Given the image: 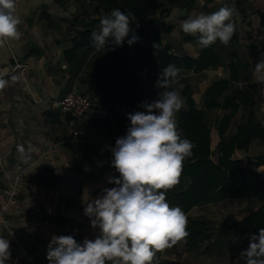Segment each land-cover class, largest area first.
<instances>
[{
  "label": "crops",
  "instance_id": "1",
  "mask_svg": "<svg viewBox=\"0 0 264 264\" xmlns=\"http://www.w3.org/2000/svg\"><path fill=\"white\" fill-rule=\"evenodd\" d=\"M200 1H196L192 13ZM263 1L202 0L200 8L207 14L227 6L234 9L235 15L259 16L264 14ZM60 3L57 0H17L22 36L0 49V76L9 82L0 93V202L3 191L16 178H20L21 187L17 205L8 215V224L0 225V236L9 239L11 245L12 259L7 264H49L47 246L53 235H72L81 244L85 238L95 239L99 235V230L91 227L84 208L101 197L105 189L116 187L108 182L109 177H119L111 165V149L130 126L128 114L146 111L143 103L152 102L151 98L155 101L153 93L163 91L157 87L159 71L140 76L139 87L126 98H120L123 86L116 79H105L107 60L99 58L97 50L90 54L78 76H74L65 61V52L72 48L73 39L82 30L77 20L86 19V12L79 17L75 6L70 7V10L75 8L73 13L63 9ZM243 3H246L244 8L237 9ZM188 16L184 14L181 22ZM189 37L193 36L186 39ZM232 40L227 46L222 44L223 48L229 49ZM186 43H183L184 51L191 44ZM170 44L173 53L179 55L174 44ZM201 51L198 46V51L181 56L197 59ZM230 62L231 59L227 64ZM213 70L220 72L223 79L229 78V71L224 74L222 64L196 75ZM179 74L173 87L177 83L182 85L185 78V84L189 85L188 78L195 76V73L182 71ZM256 83L255 76L248 81L249 85ZM72 92L105 106L111 114L110 120L90 116L70 118L52 108L54 102ZM196 96L193 92L198 105L201 96L199 100ZM219 142V132L212 127V150ZM240 153L235 155L237 159H241ZM246 154L249 155L243 153ZM86 166L89 171H85ZM188 185L183 182L173 191L184 192ZM173 197L169 196V205L182 209ZM257 207V203L247 199L194 207L186 215L188 221L199 224L198 229L203 234L196 235V241L191 244L186 239L157 253V259L160 264H246L240 254L248 246L239 234L231 233L229 227L244 220Z\"/></svg>",
  "mask_w": 264,
  "mask_h": 264
},
{
  "label": "clouds",
  "instance_id": "2",
  "mask_svg": "<svg viewBox=\"0 0 264 264\" xmlns=\"http://www.w3.org/2000/svg\"><path fill=\"white\" fill-rule=\"evenodd\" d=\"M70 11L76 10L73 7ZM233 16L234 9L222 6L185 20L182 31L196 37L202 49L217 41L227 46L236 32ZM135 21L133 13L118 8L101 17L99 31L92 32L95 48L111 43L114 51L130 33L127 43H136L140 37L132 28ZM21 23L17 0H0V49L21 38ZM179 72L172 64L162 68L157 81V87L163 89L159 98L145 101L142 107L146 111L128 114L130 126L111 149V165L119 177H109L108 182L116 187L105 189L84 208L99 235L85 238L82 244L72 235H53L47 246L49 264H160L157 253L186 242L187 215L166 199L167 191L179 184L184 162L196 147L182 137L176 118L186 107L181 94L173 89ZM254 74L255 82L264 83V59L256 64ZM8 83L0 76V93ZM89 170L86 166L85 171ZM240 256L246 264H264V228L250 237L249 247ZM11 259L10 240L0 236V264Z\"/></svg>",
  "mask_w": 264,
  "mask_h": 264
},
{
  "label": "trees",
  "instance_id": "3",
  "mask_svg": "<svg viewBox=\"0 0 264 264\" xmlns=\"http://www.w3.org/2000/svg\"><path fill=\"white\" fill-rule=\"evenodd\" d=\"M196 1L93 0V3H96L94 16L85 13L86 19L77 20L82 30L73 39L72 48L65 52L69 71L78 76L90 54L97 50L92 40V32L99 31L101 17L117 8L125 13H133L136 21L133 22L132 28L140 37L136 43L129 45L127 40L131 39L130 33L123 45L115 47L114 51L111 43L97 50L99 58L107 60L105 79H116L123 86L120 98H126L133 92L132 90L139 87L140 76L158 73L169 64L188 74H200L216 69L220 66L221 59L214 44L202 49L201 55L194 59L187 55L174 54L172 45L164 40L165 35L175 31V27L168 24L166 19L175 10L191 11ZM57 2H61L62 7L65 6L64 1ZM89 2L91 3V0ZM156 15L160 17L158 21L157 19L146 21ZM259 18L260 27L264 29V14L260 13ZM137 23L139 27L136 26ZM196 39L189 37L187 42L196 43ZM262 53L264 50L258 54ZM230 57L231 62L227 67L229 78L219 79L208 86L203 96V110L198 108L193 99L191 87L185 84L186 78L183 80L185 88L182 91V98L186 107L179 112L177 122L182 137L191 140L196 147L193 149V156L184 162L178 184L188 182V188L180 193L171 189L167 191L166 199L174 196V200L181 205L185 214L199 205L223 203L230 199H247L251 203H257L258 207L248 217L241 222H234L229 227L230 232L239 234L242 242L249 247L250 237L258 235L259 229L264 228V151L253 160H247L246 164L235 158V155L238 152L248 153L255 141L264 143V125L255 112L257 100L253 84H248L250 77L241 81L240 72L247 64L240 61V56L236 52H231ZM242 110L247 111L246 118L236 123L234 132L230 134ZM214 112L220 115L215 117L212 126L218 130L220 142L212 150L209 115ZM69 117L72 118L71 115ZM198 226L197 222L188 221L186 230L189 233L187 237L189 244L196 241L194 238L196 235L203 234Z\"/></svg>",
  "mask_w": 264,
  "mask_h": 264
},
{
  "label": "rangeland",
  "instance_id": "4",
  "mask_svg": "<svg viewBox=\"0 0 264 264\" xmlns=\"http://www.w3.org/2000/svg\"><path fill=\"white\" fill-rule=\"evenodd\" d=\"M62 1L65 2L64 3L65 8L63 7V9H68L70 11L71 5L75 6L77 8L79 17H83L82 14L85 12L88 14V16H94L93 11L96 6V3H93V0H91V3L90 2L88 3L87 0H70L68 2L65 0H62ZM200 2L201 3L198 4L197 9L194 8L195 13H192V10L189 12H185V13L181 11L177 12L175 10L174 13H172L169 17L171 20L168 21L169 18L166 19L168 24H171L175 27V31L170 35H165L164 40L166 42H169V43L172 42L174 44L173 48H175V50L178 53H180L179 56H181V54L184 55L186 53H193V52L198 51V46H196L195 43H191L190 47L187 46L186 51H184L183 49L184 44H187L186 37L191 36V35L185 34L182 31L181 21L184 20L183 18L184 14L189 15L187 19L194 18L198 14H201L202 9L200 8V6H202V0ZM245 5L246 3H243L241 4V6L239 5L237 9L244 8ZM261 6H263L261 8H262V11H264V1L262 2ZM257 15L239 16L238 14L235 15V12H234L235 17L233 16V20L236 21V22L234 21L236 25V32L234 34L235 39L232 40V46L231 45L228 46L229 47L228 49V48H223L222 44L219 41L215 43L216 49L220 53V59H221V64L223 65V68H224V74H226L228 71L227 62L230 61L231 59L230 53L236 52L240 56L239 57L240 61H242L244 64H247V67L242 69L240 72L241 80H243L246 77H250L253 80V77L255 76L254 68L256 64L260 62L262 59H264V53L260 55L258 54L260 51L264 50V29L260 27V18ZM159 19L160 17H158L157 21ZM178 76H180V74H178ZM221 77L223 78L220 72L213 70V72L204 73L202 74V76L195 74V76L188 78L189 85L192 87L193 92L197 95L196 98L199 100L198 97L201 96L200 103L198 104L199 108L204 109L203 96L208 86L212 82L219 80ZM151 81H153V79H151ZM242 83L244 84V82ZM179 84L180 83H177L176 86L173 87V89L178 91L181 94V90L185 88V84L184 83L182 85L181 84L179 85ZM246 85H244V87H246ZM159 91H156L155 93H153L154 95H156L155 100L159 98V95H158L160 93ZM253 92L257 100L255 112L264 125V83H260V84L256 83L255 85H253ZM151 100L153 101L154 98L153 99L151 98ZM218 114L219 113L214 112L209 115L210 116L209 123L211 127L213 126L214 119L216 116H218ZM246 115H247V111H244V110H242L239 113L235 121V124L233 125L230 131V134L234 132L236 123L242 122L246 118ZM263 151H264V143L260 141H255L248 152L249 155L248 154L243 155V153H240V156H241L240 160H242V162L246 164L247 160L249 159L253 160L254 158L260 156L263 153ZM235 158H238V157L235 156Z\"/></svg>",
  "mask_w": 264,
  "mask_h": 264
},
{
  "label": "built area",
  "instance_id": "5",
  "mask_svg": "<svg viewBox=\"0 0 264 264\" xmlns=\"http://www.w3.org/2000/svg\"><path fill=\"white\" fill-rule=\"evenodd\" d=\"M52 108L60 113L71 115L74 118L96 117L104 120H110L111 115L108 110L102 108L97 101L72 92L62 100L54 102ZM113 134L114 132L111 131ZM20 178H16L3 191L2 202H0V225L8 224L7 217L17 205V198L21 191Z\"/></svg>",
  "mask_w": 264,
  "mask_h": 264
},
{
  "label": "water",
  "instance_id": "6",
  "mask_svg": "<svg viewBox=\"0 0 264 264\" xmlns=\"http://www.w3.org/2000/svg\"><path fill=\"white\" fill-rule=\"evenodd\" d=\"M260 173V171H258Z\"/></svg>",
  "mask_w": 264,
  "mask_h": 264
}]
</instances>
